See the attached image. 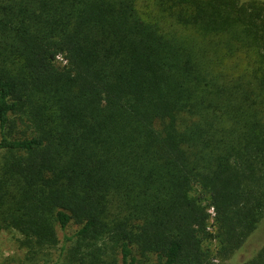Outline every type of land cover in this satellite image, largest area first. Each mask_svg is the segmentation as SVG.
<instances>
[{
  "label": "trees",
  "instance_id": "16d2710c",
  "mask_svg": "<svg viewBox=\"0 0 264 264\" xmlns=\"http://www.w3.org/2000/svg\"><path fill=\"white\" fill-rule=\"evenodd\" d=\"M263 216L264 0H0V231L29 259L73 221L59 264H213Z\"/></svg>",
  "mask_w": 264,
  "mask_h": 264
},
{
  "label": "rangeland",
  "instance_id": "374dc122",
  "mask_svg": "<svg viewBox=\"0 0 264 264\" xmlns=\"http://www.w3.org/2000/svg\"><path fill=\"white\" fill-rule=\"evenodd\" d=\"M57 62L65 63V59L58 54ZM14 132V131H13ZM12 132V133H13ZM202 205H206L208 213L207 229L215 232L214 209L208 203L207 197L201 200ZM209 204V205H208ZM78 225L71 221L64 229L57 228L58 243L56 247L46 250V253L37 254L32 259L27 257V252L19 246V234L14 230L0 231V264H59L61 261L60 247L62 245L69 246L73 241L74 232ZM70 237L71 240L66 238ZM203 246L209 249V260L213 264H245L264 246V216L257 224V227L249 234L244 243L236 249L232 254H224L217 251L218 241L216 237L204 240ZM136 261L134 264H157L154 254L141 256L134 251ZM120 264V262L118 263Z\"/></svg>",
  "mask_w": 264,
  "mask_h": 264
}]
</instances>
